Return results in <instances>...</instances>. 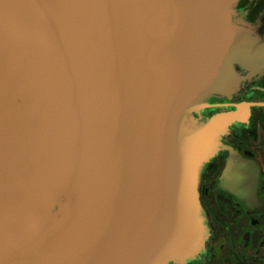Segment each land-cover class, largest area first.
I'll return each instance as SVG.
<instances>
[{
  "label": "water",
  "instance_id": "water-1",
  "mask_svg": "<svg viewBox=\"0 0 264 264\" xmlns=\"http://www.w3.org/2000/svg\"><path fill=\"white\" fill-rule=\"evenodd\" d=\"M239 0H0V264H184L198 177L262 46Z\"/></svg>",
  "mask_w": 264,
  "mask_h": 264
},
{
  "label": "flooded vegetation",
  "instance_id": "flooded-vegetation-1",
  "mask_svg": "<svg viewBox=\"0 0 264 264\" xmlns=\"http://www.w3.org/2000/svg\"><path fill=\"white\" fill-rule=\"evenodd\" d=\"M231 13L264 54V0H239ZM233 68L237 88L212 95L196 113L200 124L215 125V137L198 177L207 237L184 264H264V55L257 65Z\"/></svg>",
  "mask_w": 264,
  "mask_h": 264
}]
</instances>
